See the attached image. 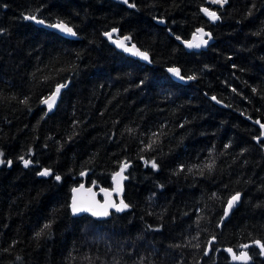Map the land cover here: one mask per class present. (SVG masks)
Segmentation results:
<instances>
[{
	"label": "trees",
	"instance_id": "trees-1",
	"mask_svg": "<svg viewBox=\"0 0 264 264\" xmlns=\"http://www.w3.org/2000/svg\"><path fill=\"white\" fill-rule=\"evenodd\" d=\"M208 5L0 0V264H244L227 249L264 264V0L210 5L215 23ZM116 27L150 60L110 44ZM198 27L214 42L189 52L176 37ZM124 165V211L71 214L84 172L112 187Z\"/></svg>",
	"mask_w": 264,
	"mask_h": 264
},
{
	"label": "water",
	"instance_id": "water-1",
	"mask_svg": "<svg viewBox=\"0 0 264 264\" xmlns=\"http://www.w3.org/2000/svg\"><path fill=\"white\" fill-rule=\"evenodd\" d=\"M227 2H228V0H227ZM227 2L223 3V4H219V3H212L211 0H207V3L209 5L205 6L204 8H207L209 11L214 12V10L210 7V5L212 7H219L220 8V7H224L227 4ZM203 13L205 14L204 11H203ZM27 16H31V15H27ZM205 16L212 23H215L216 20L211 19L207 14H205ZM36 18H37V20H43L44 23L43 24H38V23H36L33 20H30V21L34 22L38 26H42V27H45V28L50 29L52 31H55L56 33H58V34H60V35H62L64 37H68V38H72V39H77L78 38V35H77L75 29L71 25H69L67 22H65V21L47 22L43 18H39V17H36ZM60 23H63L65 25H67L69 28L72 29V33H75V34L73 35L72 33L62 31L58 27H53V25L60 24ZM113 29H115L116 31L113 32L111 40L107 36H105V35L104 36H105L106 39H108L110 44L115 46V48L118 51L123 52L126 55L132 56L134 58L140 59L141 61L150 60V54L146 50L140 48L133 41H130V40L129 41H125L126 45L129 48H131L132 45H135V49H133L132 51H125L123 48L118 47L116 43H113V40L122 39L124 36H126V35L121 34V30L118 27L112 28V29H110L107 32H112ZM199 30H203V31L201 32ZM208 33L211 34L210 38L207 35ZM177 37H179V36H177ZM177 37H176V40L180 44H182L184 46V48L187 51H189V52L190 51L206 50L209 47V45L214 42V39H215L214 35H213V32L210 29L205 28V27H198L191 34V36L189 38L179 37V39H177ZM201 39L206 40L207 44H201L200 47H188V43L197 44V43L201 42ZM136 50H139L142 53H146L148 59H144L142 56L135 54ZM54 94H55V92L50 97H52ZM59 96H60V93L58 95H56V98H55V101L53 103V106H52L51 110H49L48 104H47V113H50L51 111H53L55 109V107L57 105V102H58V99H59ZM258 121H259V123H257V125L261 129V131H262L261 137H263L264 136V128L261 127V124H264V123H262L260 120H258ZM122 168H123V171H121ZM125 169H126V166L124 165V166H122L120 169H118L115 172V174H114V176L112 178V187H105V186H100L99 187V186H97L95 184H89L88 181H87V173L84 172L83 173V177H84L83 181L80 184H78L77 186H74L72 188V195H71V200H70V211H71V214L73 216H76V217L77 216H82L84 214H87V215H90L93 218H96V219H99V220H104V219L110 218L112 216L113 212L119 213V212L124 211L127 207L123 208V206L121 205V201H123V204L127 205V202L124 199L125 181H126ZM117 173H119L120 175H117ZM74 200L79 205H82V206H84L86 208H91L92 211H80V212L73 213L72 204H73ZM238 203L239 202H237L231 208V210H228V209L226 210V212H227L226 217H228L232 213V211L238 205ZM113 205H115V206H113ZM117 207H121L123 210L117 211ZM105 210L108 213L107 215H94L93 214L94 212L101 213V212H104ZM242 252H246L248 254V256L250 257V254H249V252L246 249H243V250H241L239 252H234V253H236V255H240ZM230 256H231V259L234 262L244 263L245 264V262L234 260L232 258V253H230ZM249 261H250V259L246 263H248Z\"/></svg>",
	"mask_w": 264,
	"mask_h": 264
},
{
	"label": "snow or ice",
	"instance_id": "snow-or-ice-1",
	"mask_svg": "<svg viewBox=\"0 0 264 264\" xmlns=\"http://www.w3.org/2000/svg\"><path fill=\"white\" fill-rule=\"evenodd\" d=\"M211 2H212V3L223 4V3H226L227 0H211ZM124 3H125V4H128V0H124ZM129 6H130V7H135V4H131V5H129ZM202 10H203V11L205 12V14H207L211 19H213V20H217V19H219V16H217V14H216L215 12H211V11H209L207 8H204V9H202ZM25 19L33 20V21H35V22L38 23V24H43V23H44L43 20H37V18H36L34 15H33V16H26ZM53 27H58V28H60L62 31L72 33V29L69 28L67 25H65V24H63V23L53 25ZM115 31H116V30L113 29L112 32H107V33H105L104 35L107 36V37L111 40V39H112L113 32H115ZM199 31L202 32L203 30H199ZM72 34L74 35L75 33H72ZM207 35H208L209 38H210L211 34L208 33ZM130 39H131V37H129V36H124L122 39L113 40V43H116L118 47L123 48L125 51H132L133 49H135V45H132V47L129 48V47L126 45V43H125V41H129ZM177 39H179V37H177ZM201 44H207V41L201 39V42H200V43H197V44L188 43V47H200ZM135 54L142 56L144 59H148L147 54H146V53H142V52H140L139 50H136V53H135ZM170 71L174 72L177 76L180 75V73H179V69H170ZM181 79H183V77H181ZM189 79H195V77H189ZM65 86H66V85H63V84H61V85H57L56 90H55V94H54L52 97H50L48 100H45V101H44V103L48 104V108H49V110H51V108H52V106H53V103H54V101H55L56 95H58L59 92H60V89L63 88V87H65ZM212 99H216V98L213 97ZM50 101H51V102H50ZM257 123H259V121H257ZM261 127L264 128V124H261ZM148 147L151 148V145H148ZM2 155H3V153H0V156H2ZM20 159L23 160V163H24V165H25L26 167L31 163V161H29V160H24L23 157H21ZM3 163H5V161L2 160V159H0V164H3ZM7 163H8L9 165H11L12 162L9 160V161H7ZM125 166H126V165H125ZM152 167H153V168H156V167H157V165H156V163H155L154 161L152 162ZM209 167H211V165H209ZM121 171H123V168L121 169ZM39 174H40V175H43V176H47V175H50L51 173L49 172V170L45 169L43 172H41V173H39ZM117 175H120V174L117 173ZM56 179L59 180L60 177L57 176ZM239 200H240V193H236V194L233 195V196L231 197V199L228 201V203H227V209H228V210H231V208H232L237 202H239ZM121 205L123 206V208L128 207V205L123 204V201H121ZM113 206H115V205H113ZM121 210H123L121 207H117V211H121ZM72 211H73V213H76V212H80V211H92V209H91V208H86V207H84V206H82V205H79V204L74 200V201H73V204H72ZM93 214H94V215H107L108 213H107V211L105 210L104 212H101V213L94 212ZM225 215H227V212L225 213ZM44 227L47 228V227H49V225H45ZM40 234H41V233H37V236H39ZM255 243H256V244H257L262 250H264V243H261L260 241H255ZM243 247L246 248V247H248V245H244ZM227 251L230 252V253H232V258H233L234 260H238V261L245 262V264H246V262L250 259V257L248 256V254H247L246 252H242L240 255H236V253H234L232 249H227Z\"/></svg>",
	"mask_w": 264,
	"mask_h": 264
}]
</instances>
